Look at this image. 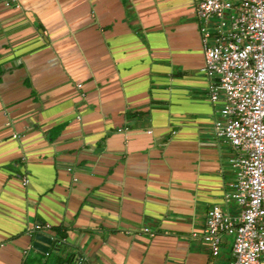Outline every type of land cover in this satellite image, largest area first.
Masks as SVG:
<instances>
[{
  "label": "crops",
  "instance_id": "0c3cea01",
  "mask_svg": "<svg viewBox=\"0 0 264 264\" xmlns=\"http://www.w3.org/2000/svg\"><path fill=\"white\" fill-rule=\"evenodd\" d=\"M197 1L0 0V264L58 263L36 224L88 264L231 259L202 237L237 206Z\"/></svg>",
  "mask_w": 264,
  "mask_h": 264
},
{
  "label": "built area",
  "instance_id": "2783aa9c",
  "mask_svg": "<svg viewBox=\"0 0 264 264\" xmlns=\"http://www.w3.org/2000/svg\"><path fill=\"white\" fill-rule=\"evenodd\" d=\"M195 13L209 100L220 103L214 130L235 150L229 195L237 206L212 205L202 237L214 256L223 234L231 237L227 264H264V0H198Z\"/></svg>",
  "mask_w": 264,
  "mask_h": 264
},
{
  "label": "water",
  "instance_id": "95a60500",
  "mask_svg": "<svg viewBox=\"0 0 264 264\" xmlns=\"http://www.w3.org/2000/svg\"><path fill=\"white\" fill-rule=\"evenodd\" d=\"M34 232L31 247L45 254L47 260H51L53 256L59 259L57 264H88L87 257H84L80 251H74L78 244L69 243L56 233L49 234L43 230H34Z\"/></svg>",
  "mask_w": 264,
  "mask_h": 264
}]
</instances>
